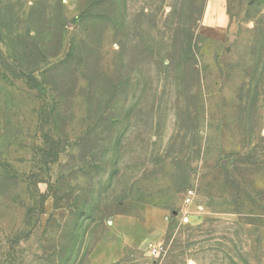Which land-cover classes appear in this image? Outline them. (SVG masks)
<instances>
[{"label":"rangeland","instance_id":"1","mask_svg":"<svg viewBox=\"0 0 264 264\" xmlns=\"http://www.w3.org/2000/svg\"><path fill=\"white\" fill-rule=\"evenodd\" d=\"M0 264H264V0H0Z\"/></svg>","mask_w":264,"mask_h":264},{"label":"built area","instance_id":"2","mask_svg":"<svg viewBox=\"0 0 264 264\" xmlns=\"http://www.w3.org/2000/svg\"><path fill=\"white\" fill-rule=\"evenodd\" d=\"M156 252V250H154V253Z\"/></svg>","mask_w":264,"mask_h":264}]
</instances>
